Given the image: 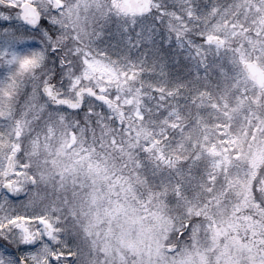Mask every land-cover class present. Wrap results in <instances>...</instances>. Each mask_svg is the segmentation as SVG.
<instances>
[{
  "label": "snow or ice",
  "instance_id": "obj_1",
  "mask_svg": "<svg viewBox=\"0 0 264 264\" xmlns=\"http://www.w3.org/2000/svg\"><path fill=\"white\" fill-rule=\"evenodd\" d=\"M0 264H264V0H0Z\"/></svg>",
  "mask_w": 264,
  "mask_h": 264
}]
</instances>
